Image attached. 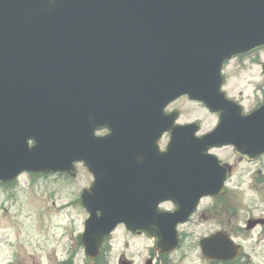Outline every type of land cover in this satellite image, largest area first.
<instances>
[{"label":"water","instance_id":"obj_1","mask_svg":"<svg viewBox=\"0 0 264 264\" xmlns=\"http://www.w3.org/2000/svg\"><path fill=\"white\" fill-rule=\"evenodd\" d=\"M260 45L264 0H0V185L24 172L74 176L83 162L94 176L81 196L88 258L120 224L174 252L200 199L224 193L229 172L209 150L264 156V106L229 111L221 92L224 62ZM185 95L221 112L214 131L197 138V125L164 121ZM167 201L173 212L159 210ZM200 246L221 261L241 249L222 232Z\"/></svg>","mask_w":264,"mask_h":264},{"label":"rangeland","instance_id":"obj_2","mask_svg":"<svg viewBox=\"0 0 264 264\" xmlns=\"http://www.w3.org/2000/svg\"><path fill=\"white\" fill-rule=\"evenodd\" d=\"M175 105L181 123L203 114L187 99ZM203 122L204 129L214 124V120ZM168 141L166 137L160 145L165 147ZM215 154L237 167L226 183L228 215L212 213L208 220L196 216L180 226L181 246L166 259L157 256L154 240L131 235L124 227L113 233L101 260L86 257L80 239L88 213L79 200L93 177L78 164L75 177L23 174L11 186H0V264H146L150 259L154 264H212L202 255L199 241L220 230L243 246L242 263L264 264V227L245 230L249 220L264 218V159L240 163L231 149ZM259 169L261 182L255 175Z\"/></svg>","mask_w":264,"mask_h":264},{"label":"flooded vegetation","instance_id":"obj_3","mask_svg":"<svg viewBox=\"0 0 264 264\" xmlns=\"http://www.w3.org/2000/svg\"><path fill=\"white\" fill-rule=\"evenodd\" d=\"M222 79H223V83H222L221 91L224 93V97L228 104L227 109L229 111L232 109L236 113H240L242 115H249L261 109L264 106V45L257 46L246 52L235 55L230 60L226 61L222 69ZM246 87H250L251 88L250 91H246L245 90ZM182 99L189 100V102L195 106V109L200 111V114L203 113L201 116H197V118L191 122L198 125V131L195 135L197 138L203 137L214 131V129H216L221 119V112H212L205 106L204 103L197 100L192 101L188 97H181L175 100L174 102L170 103L169 105H167V107H165L164 111L162 112V116L165 122H167L172 127H183L188 124H191V123L180 122L181 114L179 109L175 108L176 106L175 104L179 103ZM200 109H203L205 113ZM205 119L206 121L214 120V124L208 129H204L203 126L204 123L203 120ZM235 119L236 118H231V121L233 122ZM107 134H108L107 129H102L96 132V135L99 137H104ZM166 137H169L170 140L169 131H166L158 141L160 150H165L167 148L169 141L165 147H162L160 145V143L163 142L164 138ZM224 149H231L240 163H249V164L260 163L262 159H264V156L258 157L254 160L242 157L240 154L236 152L235 148L232 146L222 147V148H218V147L211 148L210 154L216 155L215 154L216 151H220ZM218 159L220 163L226 167L228 172H230L229 179L232 178V176L236 173L237 170L236 165L230 164L228 161L220 159L219 157ZM255 175L258 178L257 181L261 182L263 179L262 171L259 169L257 173H255ZM226 193H227V188L223 193V195H213V196L201 198L196 208V211L192 215L190 221L196 216H200L202 220H208L209 218H212L214 216L211 215L212 213H215V215H219V214L228 215L227 213H225L226 212L225 209H227L229 205V201L226 200V196H227ZM159 207L161 210L164 211H173L175 208L172 202L162 203ZM221 209H223L222 213H218V210ZM253 220L261 221L264 220V218L249 220L247 222L245 229L247 232L253 231L259 227H264L263 224L258 223L256 226L250 229L249 223L250 221ZM220 231L226 233V235L229 236L231 239L233 238L225 230H220ZM243 251L244 250L242 246L241 253L237 257V259H235V261L233 260V262H228V261H211V262L212 264H248V262L242 263Z\"/></svg>","mask_w":264,"mask_h":264},{"label":"trees","instance_id":"obj_4","mask_svg":"<svg viewBox=\"0 0 264 264\" xmlns=\"http://www.w3.org/2000/svg\"><path fill=\"white\" fill-rule=\"evenodd\" d=\"M160 259H166V256H160Z\"/></svg>","mask_w":264,"mask_h":264}]
</instances>
